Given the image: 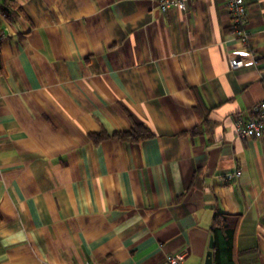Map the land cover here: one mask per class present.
I'll return each mask as SVG.
<instances>
[{"label":"crops","instance_id":"obj_1","mask_svg":"<svg viewBox=\"0 0 264 264\" xmlns=\"http://www.w3.org/2000/svg\"><path fill=\"white\" fill-rule=\"evenodd\" d=\"M246 4L241 42L226 0H2L0 264H206L216 212L264 264V129H234L264 99ZM134 122L152 136L118 135Z\"/></svg>","mask_w":264,"mask_h":264},{"label":"built area","instance_id":"obj_2","mask_svg":"<svg viewBox=\"0 0 264 264\" xmlns=\"http://www.w3.org/2000/svg\"><path fill=\"white\" fill-rule=\"evenodd\" d=\"M162 13L172 8L184 10L188 7L190 0H155ZM2 0H0L1 5ZM226 5L230 14V28L241 42H247L250 37L248 30V7L246 0H226ZM5 16V14H3ZM3 38V31L0 24V40ZM243 64L241 59L231 60L230 68L238 69ZM252 116L243 118L237 117L234 121V129L239 137L260 136L264 129V99L253 105ZM242 170L236 168L225 177L230 180L241 175ZM184 253L167 255L163 264H180L184 259Z\"/></svg>","mask_w":264,"mask_h":264},{"label":"trees","instance_id":"obj_3","mask_svg":"<svg viewBox=\"0 0 264 264\" xmlns=\"http://www.w3.org/2000/svg\"><path fill=\"white\" fill-rule=\"evenodd\" d=\"M118 135L125 139L140 140L147 136H152V133L146 126L134 122L130 131L119 133ZM238 220L239 216L222 212L214 214L210 227L214 238L212 264H239L234 242Z\"/></svg>","mask_w":264,"mask_h":264},{"label":"water","instance_id":"obj_4","mask_svg":"<svg viewBox=\"0 0 264 264\" xmlns=\"http://www.w3.org/2000/svg\"><path fill=\"white\" fill-rule=\"evenodd\" d=\"M213 245H214V238H213V236H211L210 242H209V248L210 249L207 251L206 259H205L206 264H212L213 263V253H212Z\"/></svg>","mask_w":264,"mask_h":264}]
</instances>
